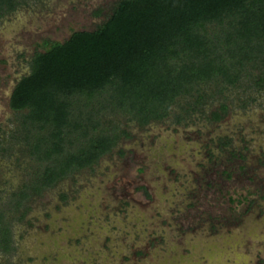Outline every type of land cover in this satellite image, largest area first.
<instances>
[{"label":"rangeland","instance_id":"rangeland-1","mask_svg":"<svg viewBox=\"0 0 264 264\" xmlns=\"http://www.w3.org/2000/svg\"><path fill=\"white\" fill-rule=\"evenodd\" d=\"M23 1L0 18V212L11 247L0 264H264V90L247 79L200 112L184 113L180 99L145 127L106 116L129 137L15 207L39 168L9 107L15 84L36 53L94 30L119 0Z\"/></svg>","mask_w":264,"mask_h":264},{"label":"trees","instance_id":"trees-1","mask_svg":"<svg viewBox=\"0 0 264 264\" xmlns=\"http://www.w3.org/2000/svg\"><path fill=\"white\" fill-rule=\"evenodd\" d=\"M23 2L0 0V18ZM243 79L264 90V0H119L94 30L36 53L15 84L9 107L19 116L16 131L39 165L15 194V207L92 168L128 137L106 116L120 113L144 127L165 120L180 99L184 113L200 112ZM227 109L219 104L209 120ZM2 219L0 212L6 253Z\"/></svg>","mask_w":264,"mask_h":264},{"label":"flooded vegetation","instance_id":"flooded-vegetation-1","mask_svg":"<svg viewBox=\"0 0 264 264\" xmlns=\"http://www.w3.org/2000/svg\"><path fill=\"white\" fill-rule=\"evenodd\" d=\"M225 117V115L223 116V118ZM222 118V119H223ZM222 119L221 120H219V121H217V122H213V121H211V122H213V123H216V124H218L219 122H221L222 121ZM183 120H181L179 123H176V125L178 126V124H180L181 122H182ZM146 126H148V125H146ZM145 127V126H144ZM179 131V129H178V127H174V130L172 131V133H177ZM196 137H197V134L195 135ZM128 137H129V135H128ZM196 137H194V140L195 139H197ZM171 139V138H170ZM170 139H167V140H163V141H165V142H163V144H165L164 146H162V147H165V146H167V143H169V141H171ZM182 139H188L187 137H184L183 135H182ZM192 141V139H190V140H185V142L186 143H188V144H190V143H192L191 142ZM202 141V140H201ZM172 142V141H171ZM219 142H220V140H219ZM202 143V142H201ZM205 146H203V148L204 149H206V145L207 144H204ZM117 146V145H116ZM221 146V145H220ZM161 147V148H162ZM170 148V147H169ZM169 148H167V149H169ZM161 157H163L162 155H161ZM162 163H164V162H162Z\"/></svg>","mask_w":264,"mask_h":264},{"label":"crops","instance_id":"crops-1","mask_svg":"<svg viewBox=\"0 0 264 264\" xmlns=\"http://www.w3.org/2000/svg\"><path fill=\"white\" fill-rule=\"evenodd\" d=\"M12 93V92H11ZM10 96H11V94H10ZM9 99H10V97H9Z\"/></svg>","mask_w":264,"mask_h":264}]
</instances>
